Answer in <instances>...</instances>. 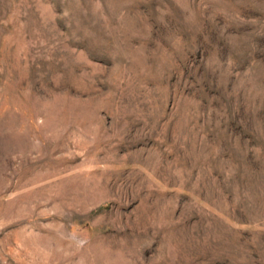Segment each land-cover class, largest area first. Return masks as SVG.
<instances>
[{
  "label": "rangeland",
  "instance_id": "rangeland-1",
  "mask_svg": "<svg viewBox=\"0 0 264 264\" xmlns=\"http://www.w3.org/2000/svg\"><path fill=\"white\" fill-rule=\"evenodd\" d=\"M0 264H264V0H0Z\"/></svg>",
  "mask_w": 264,
  "mask_h": 264
}]
</instances>
